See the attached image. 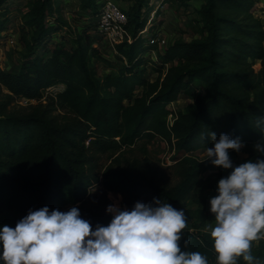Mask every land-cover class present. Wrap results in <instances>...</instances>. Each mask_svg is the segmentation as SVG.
<instances>
[{"label":"trees","instance_id":"16d2710c","mask_svg":"<svg viewBox=\"0 0 264 264\" xmlns=\"http://www.w3.org/2000/svg\"><path fill=\"white\" fill-rule=\"evenodd\" d=\"M7 1L0 0V32L9 27ZM258 1L201 0L198 36L160 50L150 39L161 31L166 0L156 8L153 0H128L124 39L115 45L117 65L95 45L101 38L97 21L70 31L66 0H29L20 16L19 65L0 67V225L14 227L29 209L47 205L61 211L78 206L94 228L112 218L107 193L120 194L128 209L156 197L185 211L182 250L199 251L217 264L208 230L215 219L203 194L215 196L218 180L230 169L185 155L173 166L176 182L169 185L147 156L124 166L114 161L101 173L96 161L156 138L188 154L214 146L209 130L243 140L239 152L245 157L229 150L234 164L260 155L253 147L262 135L256 120L264 116V18L255 14ZM75 2L80 14L97 20L101 0ZM152 52L156 60H150ZM255 61L261 65L257 72ZM149 63L153 80L142 74ZM60 84L53 99L39 102ZM183 93L192 98L191 107L173 111L170 104ZM20 98L38 103L18 110L12 105ZM57 109L67 113H53ZM97 185L99 194L92 192ZM251 251L264 264V238L253 241ZM236 264L247 262L238 257Z\"/></svg>","mask_w":264,"mask_h":264},{"label":"clouds","instance_id":"9594fccd","mask_svg":"<svg viewBox=\"0 0 264 264\" xmlns=\"http://www.w3.org/2000/svg\"><path fill=\"white\" fill-rule=\"evenodd\" d=\"M256 126L262 135L253 147L260 155L238 165L229 150L239 152L243 140L208 131L214 146L206 147L200 161L230 169L210 198L215 224L208 230L217 264H236L238 257L260 264L251 249L253 241L264 238V116ZM106 212L112 214L110 221L93 228L78 206L29 209L14 227L0 225V264H209L203 253L181 248L187 223L183 209L153 197L131 209L109 204Z\"/></svg>","mask_w":264,"mask_h":264},{"label":"rangeland","instance_id":"374dc122","mask_svg":"<svg viewBox=\"0 0 264 264\" xmlns=\"http://www.w3.org/2000/svg\"><path fill=\"white\" fill-rule=\"evenodd\" d=\"M29 0H8L7 5L9 9V22H8V32L10 35L14 36V38H18L19 29L21 24L20 16L22 12L26 8V4ZM68 4L64 9V16L67 18L69 25L71 26L70 31L73 28L79 27V29L84 24H95L96 17L91 16L88 13H82L78 11L76 7L75 0H66ZM104 1V0H101ZM117 5L121 7H126L128 5V0H113ZM201 0H167L166 3L161 7V14L159 19L162 21V26L160 27V33L165 37L166 45L174 42L175 40H185L189 41L198 36V28L196 23L197 18V9L200 5ZM159 4L158 0H153V6L156 8ZM255 14L259 18H264V0H260L255 5ZM6 32L0 33V67L8 70H14L18 67L20 58H19V49L16 45L10 46L5 35ZM67 32V31H66ZM66 38H69V35H65ZM57 38H53V41H58ZM95 45L101 51V54L113 61L115 64L119 65L120 62L118 60V55L115 52V48L110 46L103 37L98 40ZM41 51L38 50V53ZM155 52L148 54L150 60H156ZM97 64V63H96ZM100 71H103V64H97ZM255 71H259L260 62H254ZM106 72V71H105ZM143 76L147 79L153 80L156 77V71L151 63L147 64L143 70ZM195 86H192V89H195ZM63 89V85H56L51 87L44 93V97L39 102L44 104L49 101V99H53L52 96L56 92H59ZM139 92V91H136ZM38 102L28 99H17L12 107L18 110H23L29 105L37 104ZM192 105V98L183 93L179 96L178 100L170 104V107L173 111H186ZM55 114H65L66 110H54ZM173 120V117L170 115L168 117V121ZM213 147V146H212ZM185 155H191L198 160H203L206 158V147L199 148L193 152L188 154H184L183 152L177 151L175 148L170 146L168 143L163 141L160 138H156L152 142H139L132 148H123L117 152H107L99 156L96 161V169L99 173L108 165L116 161L120 165H126L129 161L134 159L141 160L144 156L150 161V164L155 168L157 175L167 184L171 185L176 182L175 171L173 166L182 159ZM239 158L245 157V154L239 152ZM208 161V160H204ZM210 162V161H209ZM215 168L219 166H214ZM210 172V171H209ZM209 172H206L207 175ZM95 190V191H93ZM92 192H96V194L102 192L101 186L97 185L92 189ZM204 197L210 201L212 197V193L210 191L205 192ZM107 198L110 200V204H119L120 208H126L122 202V196L120 194H113L111 192L107 193ZM195 205H191V208H194Z\"/></svg>","mask_w":264,"mask_h":264},{"label":"built area","instance_id":"2783aa9c","mask_svg":"<svg viewBox=\"0 0 264 264\" xmlns=\"http://www.w3.org/2000/svg\"><path fill=\"white\" fill-rule=\"evenodd\" d=\"M159 3L161 0H158ZM167 1V0H166ZM126 23V14L123 7L117 5L113 0H104L100 6V12L97 17L96 30L98 34L113 48L124 39L123 26ZM8 30V29H7ZM6 32V31H4ZM7 43L19 47L17 38L5 33ZM151 43H156L160 50L165 47V37L159 33L156 37L150 39ZM118 207L120 205L118 204Z\"/></svg>","mask_w":264,"mask_h":264},{"label":"crops","instance_id":"0c3cea01","mask_svg":"<svg viewBox=\"0 0 264 264\" xmlns=\"http://www.w3.org/2000/svg\"><path fill=\"white\" fill-rule=\"evenodd\" d=\"M1 33V32H0Z\"/></svg>","mask_w":264,"mask_h":264}]
</instances>
